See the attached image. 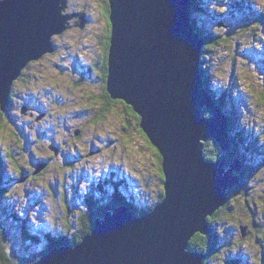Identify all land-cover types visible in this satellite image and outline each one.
I'll return each instance as SVG.
<instances>
[{"label":"rangeland","instance_id":"1","mask_svg":"<svg viewBox=\"0 0 264 264\" xmlns=\"http://www.w3.org/2000/svg\"><path fill=\"white\" fill-rule=\"evenodd\" d=\"M67 1L61 13L74 16L72 27L61 34H51L55 21L37 14L42 45L33 48L34 59L20 69L16 83L8 80L12 98L5 104L8 111L0 114V192L6 191L3 209L17 216L13 220L0 211V224L9 235L10 252L23 257L45 248L47 236H71L80 229L84 212L93 225L102 218L87 212L83 202L90 191L98 196V182L138 207L155 204L162 189L157 149L135 128L124 103L110 105L102 97L101 68L108 59L104 39L111 32L106 0ZM199 4L192 15L200 32L194 30L202 39L211 36L201 55L209 79L204 87L228 106L229 129L244 142L242 163L255 169H248L245 186L240 184L238 193L234 188L227 207L226 202L213 214L218 241L206 254V264H264V0ZM47 44L52 51L35 57ZM22 227L39 238L20 248Z\"/></svg>","mask_w":264,"mask_h":264},{"label":"water","instance_id":"2","mask_svg":"<svg viewBox=\"0 0 264 264\" xmlns=\"http://www.w3.org/2000/svg\"><path fill=\"white\" fill-rule=\"evenodd\" d=\"M108 4L111 32L106 91L139 116L141 130L159 152L163 197L141 215L125 204L107 210L79 243L53 247L33 264H202L206 254L190 251L188 243L196 233H209L208 217L227 202V190L239 182L243 163L233 156L226 166L228 117L204 87L200 63L205 38L192 25V2L108 0ZM41 5L50 8L43 12L36 8ZM66 5L67 0L0 3V29L9 31L7 36L0 30V40L15 52L2 56L10 55V61L21 64L15 77L28 59H34L31 52L37 47L33 45H42L38 34L42 29L38 26L37 37L25 39L14 31L9 10L18 6L32 14L37 10L43 17L49 14L46 22H50L58 8L57 30L50 33L61 34L74 16H62ZM47 45L35 57L52 51ZM8 80L12 81L6 73L1 75L4 110L12 85ZM203 108L210 111L208 116L202 114ZM209 138L222 152L216 160H207L203 154Z\"/></svg>","mask_w":264,"mask_h":264},{"label":"trees","instance_id":"3","mask_svg":"<svg viewBox=\"0 0 264 264\" xmlns=\"http://www.w3.org/2000/svg\"><path fill=\"white\" fill-rule=\"evenodd\" d=\"M192 1V6H191V13H193V11H195L199 6V0H191ZM107 3H104L103 9H104V13L106 16L109 17V4H108V0H106ZM192 15V14H191ZM191 21L192 24L194 26V29L200 32V29L196 26V24L194 23V16L192 15L191 17ZM109 24V22H108ZM109 36L110 34H106L105 35V39H104V50H105V54L107 55V50H108V46H109ZM211 37V36H210ZM209 36H205L206 41L210 38ZM211 39V38H210ZM206 49V45L203 46L202 48V53L205 52ZM106 59V57H105ZM102 69V68H101ZM204 69H202V77H203V82H204V86L207 88V86H209V79L207 77H205L204 75ZM106 68L103 67V72H102V79L104 81V85H105V79H106ZM18 80V77L13 81L14 83H16L15 81ZM13 84V83H12ZM210 88V87H209ZM210 93V92H209ZM211 94V93H210ZM106 95L109 97L108 93H106ZM212 95V94H211ZM213 97V96H212ZM12 95L10 94L9 98L11 100ZM110 98V97H109ZM214 98V97H213ZM10 100H8L10 102ZM217 102H219L218 104L222 107V110L224 111V113H226V115L229 117L228 112L225 111L223 109V107H225L226 109L228 108V106H224V103H221L220 101L216 100ZM223 102V101H222ZM113 105V103H110V105ZM10 105L9 103L7 104V106ZM127 105V104H126ZM127 107L129 108V113L133 114V116L137 117V121H139V116L132 110V108L127 105ZM1 108V107H0ZM7 109V107H6ZM2 111V113L0 112L1 116H3V112L4 110L0 109ZM8 111V110H7ZM202 114L204 116H208L210 113L208 110H206V108H203ZM0 116V123L2 121V118ZM233 121V120H232ZM5 123V122H4ZM2 124V123H1ZM0 124V127H1ZM7 124V123H5ZM233 125V124H232ZM4 126H2L1 128H3ZM137 129L140 128L139 124L136 125ZM229 138H230V149L229 151L226 152V166L231 162L232 157L233 156H237L239 159H241L242 161H244L245 157H243L242 153H241V146L243 147L244 142H240L237 137H233L234 132H232V127L231 129H229ZM140 132L146 137V135L143 133V131L140 129ZM13 136V135H12ZM147 138V137H146ZM235 138V139H234ZM148 139V138H147ZM149 141V140H148ZM237 142V144H236ZM263 153H264V147H263ZM257 154L259 153V151H255ZM221 150L219 149L218 145L216 144L215 140L212 138H209L208 140H206L204 142V148H203V154L205 156V158L207 160H216L219 158V156L221 155ZM157 159V164L159 165L160 168V176L161 177V181H162V189L160 191L159 194V199L157 200V202H155V204L151 205V206H143V207H138L136 204H134L132 201L124 198V196L120 193V191H118L117 189H114L113 191L109 192L108 190H105V186L103 185V183H96L95 186L98 189L97 191H99L98 196L95 194V191H91L89 192L88 195H85V197L83 198V202L87 208V212H90L93 210V214H95L96 216H103L105 214V212L107 210L113 209L114 207H116L117 205L120 204H125L127 205L135 214L137 215H141L144 213L149 212L151 209H153V207L159 202L161 201L162 197H163V173H162V167H161V156L159 154V152L157 153V156L155 157ZM2 165H0V171H1V167ZM244 166L243 169L239 172V176L242 177V181L239 183H237L235 186H233L231 189H228V196H227V203H226V207L227 204L230 202L229 198H230V194L233 193L235 194L236 192L234 191V188L237 190V193L240 191V187L239 185L242 184L243 186H245V182L244 179H246L247 174H249L248 172V167ZM17 180V179H16ZM2 184V182H1ZM98 184V185H97ZM242 186V187H243ZM4 189L1 190L0 192V211H3L7 214L10 215V217L13 220H16L17 216L14 215V213L12 211H8V210H4L3 206H4V198H5V194H3ZM244 192V190H243ZM242 193V192H241ZM223 209V208H222ZM251 209V208H250ZM221 211V210H220ZM219 210H217L215 212V215L218 214L220 212ZM87 215V216H86ZM213 216H211L209 218V233L206 235L200 234V233H196L189 241L188 243V249L190 251H198V252H202L205 254H210L211 250L213 248H215V244L218 241V233L214 230V219H212ZM213 224V225H212ZM255 224V223H253ZM80 225V229L73 232L71 236H60V237H51V236H47V240H49L48 244L45 246V248H43L42 250L39 251H35L32 255V257L30 256H24L23 255H19L16 254L14 252H10V242L8 240V236L7 232L5 231V226L4 224H0V264H33L35 261H37L44 253H46L47 251H49L51 248L53 247H57V246H61V245H75L76 243H79L81 241V239L83 238V236L90 232L93 224L90 222V220L88 221V213L85 214L82 213L81 214V223H79ZM83 225V227H82ZM4 234V236H3ZM19 239L21 240V247L24 245L25 247L27 246L26 244H30L31 242H35L37 240V238H39L38 235L30 233L29 230H26L22 227L21 232L19 234ZM8 241V242H7ZM8 246V250L6 249ZM24 252H32V251H27L25 250ZM202 264H206V258L203 260Z\"/></svg>","mask_w":264,"mask_h":264},{"label":"bare ground","instance_id":"4","mask_svg":"<svg viewBox=\"0 0 264 264\" xmlns=\"http://www.w3.org/2000/svg\"><path fill=\"white\" fill-rule=\"evenodd\" d=\"M6 0H0L1 4H4ZM36 8H41L43 10V12H45L44 8H50L47 5H41V6H36ZM65 8V7H64ZM64 8L62 9V12L64 10ZM51 10L53 11V13L55 12V8L51 7ZM58 11V8L56 10V12ZM50 12V11H49ZM54 13V17L53 19L50 21V23H52L55 19V15H57V13ZM110 13V12H109ZM9 15H10V19L13 23V27H14V31L17 32L18 34L22 35L25 39H34V37H37V30L39 29V24L38 22L35 20L34 17H37V10L32 14L31 12L29 13V11H25L22 7L18 6V7H13L12 9L9 10ZM31 15L33 16V20L31 18ZM49 14H46L44 16V19H47L46 16H48ZM65 15V14H64ZM63 16V14H62ZM64 17V16H63ZM85 20V19H84ZM49 21V20H48ZM49 23V24H50ZM55 27L57 30V25L55 24ZM194 27V26H193ZM1 33L3 35H7L9 34V31H6L4 29H0ZM56 33H60V32H56ZM199 33V32H198ZM38 46V43L36 45V47ZM47 47H51L52 48V44H48ZM55 48V47H54ZM12 51V52H11ZM10 54V55H15V52H13V50H11V48H9V46L5 43L2 42L0 40V75L2 74H7L9 76L10 79H12V81L17 78L15 77L19 67L17 65H14V61H8L7 59H5L2 55L3 54ZM8 58V57H7ZM200 69L202 71V66L200 63ZM15 77V78H14ZM8 101V100H7ZM216 101V100H215ZM217 102V101H216ZM219 103V102H217ZM112 105V104H111ZM219 105V104H218ZM220 106V105H219ZM221 107V106H220ZM207 109V108H206ZM224 109V107H223ZM220 110H222V107L220 108ZM225 111H227V109H224ZM223 111V110H222ZM224 112V111H223ZM226 114V113H225ZM230 116V115H229ZM228 117V116H227ZM232 117H228V128L230 123L232 122ZM230 131V130H229ZM242 161V160H241ZM243 162V161H242ZM242 166H244V164H242ZM106 187H108V185H106ZM109 192H111L112 190H108ZM91 192V191H90ZM89 194V193H88ZM228 196V194H227ZM85 197V196H84ZM142 214V213H141ZM213 225V224H212ZM229 233V232H228Z\"/></svg>","mask_w":264,"mask_h":264},{"label":"flooded vegetation","instance_id":"5","mask_svg":"<svg viewBox=\"0 0 264 264\" xmlns=\"http://www.w3.org/2000/svg\"><path fill=\"white\" fill-rule=\"evenodd\" d=\"M67 4H69V1H67ZM66 14H68V13H66ZM76 24V23H75ZM70 27H72V23L70 22ZM109 41V40H108ZM67 67H68V69H69V66L68 65H66ZM102 67H105L106 68V72H107V60L105 59V61H103V66ZM102 71H103V68H102ZM79 80H81V79H79ZM105 84H106V79H105ZM103 87V93H102V97H103V99L108 103V104H110V103H113V105H116V103H118V102H122V103H124L122 100H119V99H111V98H109L107 95H106V93H107V91H106V88H105V85L104 86H102ZM11 95H12V92L10 93ZM16 105V104H15ZM124 105H125V109H126V111H127V114L128 115H130L131 117H132V119H134L136 122H135V124L137 125V124H139V121H137V117L136 116H133V114H131V113H129V108L127 107V105L124 103ZM12 106V105H11ZM33 108H30V110H32ZM8 110V108L6 109V111ZM206 110H208V109H206ZM209 111V110H208ZM209 113H210V111H209ZM53 116H54V114H53V112H52V117L51 118H53ZM49 121H51L50 120V118H49ZM135 128H137V127H135ZM42 138H44V139H46L45 138V136L43 135V133H40L39 134ZM217 144V143H216ZM262 148V147H261ZM157 156V155H156ZM52 157V156H51ZM51 157H48V159H52ZM76 158H77V156H76ZM253 170H255L254 169V167H250V169H249V172H253ZM11 179H13V180H15L16 181V177H11ZM160 179H161V177H160ZM262 225V223L259 225V226H261ZM262 249H263V247H262ZM263 263H264V258H263Z\"/></svg>","mask_w":264,"mask_h":264},{"label":"clouds","instance_id":"6","mask_svg":"<svg viewBox=\"0 0 264 264\" xmlns=\"http://www.w3.org/2000/svg\"><path fill=\"white\" fill-rule=\"evenodd\" d=\"M192 2V1H191ZM192 14V13H191ZM191 17H192V15H191Z\"/></svg>","mask_w":264,"mask_h":264}]
</instances>
